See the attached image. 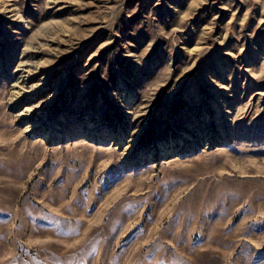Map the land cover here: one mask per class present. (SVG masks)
Returning a JSON list of instances; mask_svg holds the SVG:
<instances>
[{
    "label": "rangeland",
    "instance_id": "1",
    "mask_svg": "<svg viewBox=\"0 0 264 264\" xmlns=\"http://www.w3.org/2000/svg\"><path fill=\"white\" fill-rule=\"evenodd\" d=\"M0 264H264V0H0Z\"/></svg>",
    "mask_w": 264,
    "mask_h": 264
}]
</instances>
